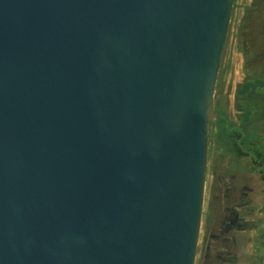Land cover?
<instances>
[{
    "label": "water",
    "instance_id": "1",
    "mask_svg": "<svg viewBox=\"0 0 264 264\" xmlns=\"http://www.w3.org/2000/svg\"><path fill=\"white\" fill-rule=\"evenodd\" d=\"M233 0H0V264H194Z\"/></svg>",
    "mask_w": 264,
    "mask_h": 264
},
{
    "label": "rangeland",
    "instance_id": "2",
    "mask_svg": "<svg viewBox=\"0 0 264 264\" xmlns=\"http://www.w3.org/2000/svg\"><path fill=\"white\" fill-rule=\"evenodd\" d=\"M248 6L255 8L249 13V20L241 31L239 24ZM238 33H242L241 38ZM245 41L251 51L247 58L239 49V46L244 47ZM239 52L243 58V73L248 68L264 78V0H233L232 4L221 57L220 70L223 69L224 72L221 81L216 80L218 86L214 91V108L220 106L228 119L235 124L239 122L240 111L235 107L232 80L234 68L240 59ZM250 108V127H245V133L257 141V146L263 152L261 157L253 150L250 151L251 157L235 156L229 151V140H216L218 128L214 119L207 126L205 187L194 264H205L203 248L210 233L229 239V242H214L212 264H264V180L259 168L260 165L264 167V91L257 100L250 102ZM258 116H261L260 120ZM251 158L255 163L251 162ZM231 214L237 216L239 226L222 234L221 227L228 222ZM219 252L224 254L222 260L216 257Z\"/></svg>",
    "mask_w": 264,
    "mask_h": 264
},
{
    "label": "trees",
    "instance_id": "3",
    "mask_svg": "<svg viewBox=\"0 0 264 264\" xmlns=\"http://www.w3.org/2000/svg\"><path fill=\"white\" fill-rule=\"evenodd\" d=\"M254 6L246 7L243 18L239 24L241 30L249 20V13L254 10ZM232 14V10H231ZM242 31V30H241ZM243 33V32H242ZM242 33H238V37L241 38ZM226 42V40H225ZM239 49L243 53L244 57L251 55V51L249 50V44L247 41L244 43V47L239 46ZM223 55V54H222ZM222 63V58H221ZM221 63L219 67V72L217 75L218 82L221 81L222 74L224 70L221 69ZM244 80L237 86L235 91V107L236 110L240 111L239 122L238 124L233 123L228 119L225 112L220 106L214 108L216 112V117L214 122L218 128L216 133V140L224 141L229 140L231 143V147L229 151L235 156H250V151L253 150L257 156L261 157L263 152L257 146V141L254 140L253 136H250L245 133V127L247 123L250 121V117L252 114V108H250V102L253 100H257L260 96V93L264 91V78L255 74L250 69H244ZM218 83H216L215 88H217ZM257 108V106L255 107ZM209 122L207 126L210 124ZM218 148V144L215 143ZM216 147V148H217ZM254 161L253 158H251ZM261 177L264 180V171L261 172ZM264 195V193H263Z\"/></svg>",
    "mask_w": 264,
    "mask_h": 264
},
{
    "label": "flooded vegetation",
    "instance_id": "4",
    "mask_svg": "<svg viewBox=\"0 0 264 264\" xmlns=\"http://www.w3.org/2000/svg\"><path fill=\"white\" fill-rule=\"evenodd\" d=\"M256 114V113H255ZM257 117V116H256ZM259 120L261 119V116L259 117ZM260 122V121H259ZM261 123V122H260ZM249 122L247 123L246 127L249 128ZM251 157V156H250ZM252 163H255L254 161H252V159H250ZM260 171L263 172L264 171V167L263 165H260ZM235 214H231L230 217L228 218V222H226V224L224 226L221 227V233L222 234H226L227 232H229L231 229H237L239 224H238V218ZM214 242H229V239L226 237H222L219 234H214V233H210L209 234V239L206 241L204 248H203V257H204V263L205 264H212L214 263V254H213V249H214ZM224 254L222 253H217L216 257L218 260H222L223 259Z\"/></svg>",
    "mask_w": 264,
    "mask_h": 264
},
{
    "label": "crops",
    "instance_id": "5",
    "mask_svg": "<svg viewBox=\"0 0 264 264\" xmlns=\"http://www.w3.org/2000/svg\"><path fill=\"white\" fill-rule=\"evenodd\" d=\"M238 54L240 55V59L238 60V63H236V66L234 68L233 80H232L234 83V94H235L237 86L244 80V77H245L243 73V65H242L243 58H242L241 52H239ZM227 63H229L228 60H227Z\"/></svg>",
    "mask_w": 264,
    "mask_h": 264
}]
</instances>
